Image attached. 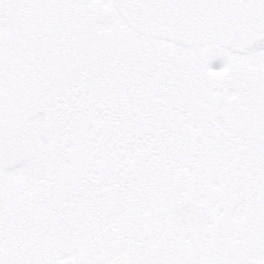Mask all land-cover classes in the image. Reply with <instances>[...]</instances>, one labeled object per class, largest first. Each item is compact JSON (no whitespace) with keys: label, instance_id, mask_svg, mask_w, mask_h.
Segmentation results:
<instances>
[{"label":"snow or ice","instance_id":"snow-or-ice-1","mask_svg":"<svg viewBox=\"0 0 264 264\" xmlns=\"http://www.w3.org/2000/svg\"><path fill=\"white\" fill-rule=\"evenodd\" d=\"M0 264H264V0H0Z\"/></svg>","mask_w":264,"mask_h":264}]
</instances>
